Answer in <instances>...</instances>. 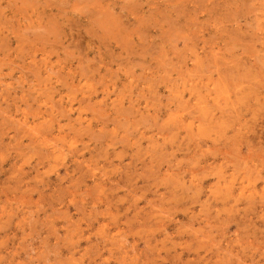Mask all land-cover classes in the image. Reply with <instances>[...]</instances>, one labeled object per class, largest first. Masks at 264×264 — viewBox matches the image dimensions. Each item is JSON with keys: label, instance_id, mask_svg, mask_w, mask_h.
<instances>
[{"label": "rangeland", "instance_id": "374dc122", "mask_svg": "<svg viewBox=\"0 0 264 264\" xmlns=\"http://www.w3.org/2000/svg\"><path fill=\"white\" fill-rule=\"evenodd\" d=\"M0 264H264V0H0Z\"/></svg>", "mask_w": 264, "mask_h": 264}, {"label": "bare ground", "instance_id": "6f19581e", "mask_svg": "<svg viewBox=\"0 0 264 264\" xmlns=\"http://www.w3.org/2000/svg\"><path fill=\"white\" fill-rule=\"evenodd\" d=\"M18 39V38H17ZM157 128V127H156ZM121 142V141H120ZM124 142V141H123Z\"/></svg>", "mask_w": 264, "mask_h": 264}]
</instances>
